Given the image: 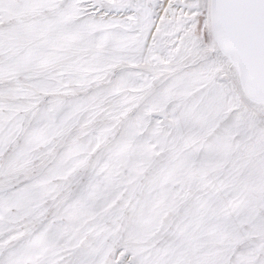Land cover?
I'll use <instances>...</instances> for the list:
<instances>
[{"label":"snow or ice","instance_id":"1","mask_svg":"<svg viewBox=\"0 0 264 264\" xmlns=\"http://www.w3.org/2000/svg\"><path fill=\"white\" fill-rule=\"evenodd\" d=\"M0 264H264V0H0Z\"/></svg>","mask_w":264,"mask_h":264}]
</instances>
